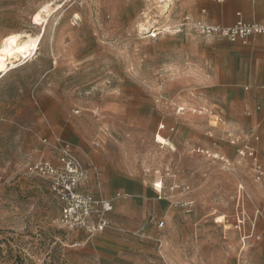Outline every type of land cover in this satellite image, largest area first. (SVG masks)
Segmentation results:
<instances>
[{
    "label": "rangeland",
    "instance_id": "rangeland-1",
    "mask_svg": "<svg viewBox=\"0 0 264 264\" xmlns=\"http://www.w3.org/2000/svg\"><path fill=\"white\" fill-rule=\"evenodd\" d=\"M210 1L0 0L2 36H34L41 7L51 2L56 9L37 51L0 78V264H237L236 245L224 243L227 251H221L202 234L194 236L202 242L179 238V262L168 249L167 224L156 228L147 219L157 238L134 254L127 245L110 247L117 233H128L111 224L94 234L61 227L48 182L33 171L45 156L56 162V152L44 145L61 138L88 173L80 189L106 198L97 172L106 159L127 156L154 182L188 184V198L178 197L191 202V214H225L217 221L235 228L241 205L236 180L243 171L236 150L247 133L237 143L217 136L232 132L227 108L214 102L217 91L199 73L214 53L207 38L176 27L184 14L202 19L197 13ZM190 80L201 85L188 89ZM197 146L219 148L227 163L191 153ZM181 198L171 200L179 208L174 219L187 209ZM244 210L245 222L264 225V210L257 216V208L252 213L245 204ZM258 235L257 264H264V227ZM163 246L168 252H160ZM247 257L256 264L252 250Z\"/></svg>",
    "mask_w": 264,
    "mask_h": 264
},
{
    "label": "crops",
    "instance_id": "crops-1",
    "mask_svg": "<svg viewBox=\"0 0 264 264\" xmlns=\"http://www.w3.org/2000/svg\"><path fill=\"white\" fill-rule=\"evenodd\" d=\"M238 13L246 22L261 21L264 19V0H224L221 3L211 0L200 8L197 17L200 16L212 24L230 26L239 17ZM2 35L3 32L0 30V39L4 37ZM205 38H207L208 49L214 54L210 58H204L205 66L201 72L199 71L202 74L200 81L217 91L218 94L214 102H217L221 109V105L226 106L229 118L227 129L232 131L216 134L219 137H223V134L229 135L239 141L240 137H245L247 133L245 145L258 152L259 162L264 168V39L261 35H253L246 43L240 41L229 43L225 39ZM200 83L190 80L186 88L200 86ZM245 140L242 139L243 142ZM44 146L45 149H52L49 144ZM238 146L239 143L235 145L236 148ZM214 149L225 154L217 147ZM45 157L50 159L49 156ZM239 164H242L243 171L240 173L239 181H236L241 205L236 212L233 225L241 215L244 223L240 229L236 227L227 229L226 223L217 221L218 217H225V214L214 216L208 211L204 216L198 217L197 214H191L192 210L189 206H186L187 209L181 211L180 215H175V219L173 218L174 212L179 208L174 205L177 201L171 200L174 197L181 198L178 196L185 193L188 198L190 190L188 184L181 186L174 182L165 187L162 180L154 182L152 175L145 176L140 170L141 168L138 170L134 163L128 161L127 156L114 163L106 159L103 168H99L97 178L104 181L100 189L104 196L110 198L108 196L111 195L114 209L109 215L110 224L117 231L128 232L123 237L117 233L116 239L110 241L112 243L110 247L118 250V248L127 245V247H131L132 254H134V252L142 250L143 245L153 243L152 239L157 238L156 228H159L156 222L163 221V224L166 223L167 228L171 230L170 235L173 243L169 245L168 249L170 246L172 247L174 259L179 262L182 260L177 254L182 252L179 238L187 239L188 237L189 240L192 238L202 242L198 237H194L196 234H202L204 242H218L217 248L221 251H227L224 243H226V247L227 245H230L229 247L236 245L238 247L235 256L237 264L242 258L248 260L247 253L252 250V257L255 258L257 264L255 239L258 240L259 235L255 237V230L259 231V228L264 225H258L255 229L254 219L251 221L253 223L245 222L244 209L245 204H247L249 212L253 213L254 208H257L255 216L264 210V181H255L254 172L249 163L240 159ZM172 184L178 185V188L171 190L169 187ZM180 189L184 193H180ZM117 192L120 193V196H115ZM178 200L186 202V199ZM209 203L208 200L204 201L206 207L210 206ZM156 215L164 217L156 220ZM146 219L155 224L156 228L153 226L147 228ZM225 221L228 222L224 218ZM229 224L227 223V225ZM164 227L165 224L162 228ZM162 245H165L164 242ZM166 246H163V250L159 251L168 252ZM262 256L264 257V253ZM132 262L137 263L135 260Z\"/></svg>",
    "mask_w": 264,
    "mask_h": 264
},
{
    "label": "built area",
    "instance_id": "built-area-1",
    "mask_svg": "<svg viewBox=\"0 0 264 264\" xmlns=\"http://www.w3.org/2000/svg\"><path fill=\"white\" fill-rule=\"evenodd\" d=\"M213 1L221 3L224 0ZM238 16L233 25L223 26L212 24L203 19H194L190 14H184L176 27L179 28V31L183 28L192 29L198 35L225 39L229 43H235V41L246 43L253 35H261L264 39V19L246 22L240 17V13ZM237 141L232 140V143ZM48 144L56 152L57 162L54 163L51 159L43 158L33 166V171L47 180L49 191L53 194L60 211L59 223L61 227L89 234L98 233L110 227L109 215L114 209L112 199L95 197L80 189V185L87 179L88 173H86L79 156L75 155L71 143L57 138L54 143ZM236 151L242 161L251 165L255 181H264V168L259 162L258 152L248 145H242ZM190 152L227 163L224 154L214 148L197 146ZM97 176H99V172H97ZM169 188L174 190L178 188V185L172 184ZM115 196H120V193L117 192ZM179 204L186 207L190 206L191 202L186 201ZM243 223L241 215L236 219L235 227L240 229ZM156 224L159 228L164 225L163 221L156 222ZM239 264L252 263L248 260H241Z\"/></svg>",
    "mask_w": 264,
    "mask_h": 264
},
{
    "label": "bare ground",
    "instance_id": "bare-ground-1",
    "mask_svg": "<svg viewBox=\"0 0 264 264\" xmlns=\"http://www.w3.org/2000/svg\"><path fill=\"white\" fill-rule=\"evenodd\" d=\"M166 1L169 2V0ZM52 5L53 3L48 2L41 7L39 11L41 16L36 22L39 26H35L38 28L36 35L32 36L28 33L23 34V32L22 34L12 33L4 35V37L0 39V78L5 76L8 70L17 66L18 62L30 57L37 51L45 33V27L50 15L56 11ZM165 5H169V3L165 2ZM152 35H154V32Z\"/></svg>",
    "mask_w": 264,
    "mask_h": 264
}]
</instances>
